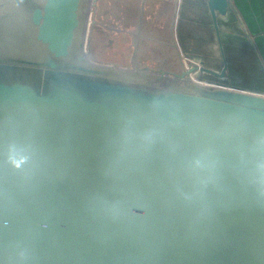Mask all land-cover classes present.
<instances>
[{"label":"water","instance_id":"1","mask_svg":"<svg viewBox=\"0 0 264 264\" xmlns=\"http://www.w3.org/2000/svg\"><path fill=\"white\" fill-rule=\"evenodd\" d=\"M223 69L96 62L97 0H0V264H264V94Z\"/></svg>","mask_w":264,"mask_h":264},{"label":"crops","instance_id":"2","mask_svg":"<svg viewBox=\"0 0 264 264\" xmlns=\"http://www.w3.org/2000/svg\"><path fill=\"white\" fill-rule=\"evenodd\" d=\"M105 1L100 0V9ZM118 7L120 8L119 5ZM149 10L152 11V8L147 7V12ZM101 17L102 13L98 17L99 22L102 20ZM152 17L153 20L146 19L145 40L156 43L160 41L157 39L168 38V34L169 38L179 40L178 48L181 46L183 53H186L187 49L184 40L198 44L196 47H202L205 43L206 58L200 62L217 71L223 69L221 51L207 0H174L170 7L164 2L157 14L153 13ZM219 21L224 50L229 61L230 77L218 80L209 75L204 76L208 77L207 80L217 81L225 86L231 85L264 94V0H232L227 15L221 16ZM121 24L119 23L118 27L122 26ZM140 31L139 24L138 30L136 29L138 35L135 38L138 42ZM158 33H163L164 36H158ZM139 48L140 45L138 56ZM180 53L182 54L181 51ZM236 57H239L238 62L235 60Z\"/></svg>","mask_w":264,"mask_h":264},{"label":"rangeland","instance_id":"3","mask_svg":"<svg viewBox=\"0 0 264 264\" xmlns=\"http://www.w3.org/2000/svg\"><path fill=\"white\" fill-rule=\"evenodd\" d=\"M113 1H116L113 3ZM147 0L148 8H152V11L146 13L147 21L153 20L152 14L158 12L159 8L167 2V7H170L174 0ZM120 6V8L118 7ZM134 5L135 11L139 10V0H106L101 9L102 20L96 25L91 26L88 33V50L92 56V59L96 62L103 64H116L118 66L127 67L130 66V57L133 51L132 40L121 33L114 31L118 27L119 23L130 26L128 22L123 23V20L127 17V9H132ZM134 11V12H135ZM151 11V12H150ZM130 13V12H129ZM131 14V13H130ZM169 15V14H168ZM171 15V14H170ZM126 16V17H125ZM133 15H131L132 17ZM137 16H134V18ZM155 20V19H154ZM158 36H164V34H157ZM157 39L160 41L152 42L143 40L141 42V52L139 54V62L142 67H148L154 70L159 69V66L164 65L166 69L179 72L182 69V61L188 65V61L199 63L200 60L206 58L207 47L204 43L202 47H196L198 44L191 43V41H185L184 44L186 53H183L179 40H173L169 38ZM176 39V36H175ZM175 43L177 46H175ZM177 47V48H176ZM182 52V54L180 53ZM239 57H236L238 62ZM198 78L208 77L197 75Z\"/></svg>","mask_w":264,"mask_h":264},{"label":"flooded vegetation","instance_id":"4","mask_svg":"<svg viewBox=\"0 0 264 264\" xmlns=\"http://www.w3.org/2000/svg\"><path fill=\"white\" fill-rule=\"evenodd\" d=\"M139 1H140V7H139L138 11H135L134 5L132 6V9L126 10L128 12V14L126 15L127 17L125 16L126 18H125V20H123V23L128 22L131 25L126 26V25L121 24L122 26H119L118 28L114 29V31H116L117 33H121L124 36L130 38L132 40V44H131V46H132L135 42L136 35H138V33L136 32V29L138 30V25L140 24L141 25L140 41H139V45H140L139 54H140L141 42L143 40H145L144 37L146 35L145 34V28H146L145 25H146V19L147 18L145 15L147 13V7L148 6H147V0H139ZM114 2H116V1H113V3ZM123 2H125V0H123ZM133 2H134V0H133ZM100 6H101L100 0L99 1L97 0L96 7L94 8L95 12L92 14L93 22L90 23L89 29L91 26H96L99 23L98 17L100 14ZM136 13H137V16L134 18ZM131 15H133V16L131 17ZM88 33H89V30H88ZM87 45H88V38H87ZM87 49H88V47H87ZM138 60H139V56H138ZM159 68H165V66L162 65L161 67L159 66Z\"/></svg>","mask_w":264,"mask_h":264}]
</instances>
